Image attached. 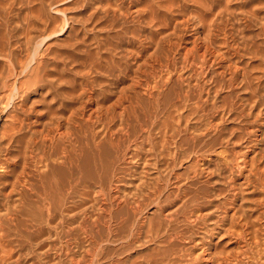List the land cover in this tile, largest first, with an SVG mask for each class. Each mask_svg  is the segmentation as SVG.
Returning <instances> with one entry per match:
<instances>
[{"label":"rangeland","instance_id":"rangeland-1","mask_svg":"<svg viewBox=\"0 0 264 264\" xmlns=\"http://www.w3.org/2000/svg\"><path fill=\"white\" fill-rule=\"evenodd\" d=\"M13 48L51 89L62 193L21 206L0 264H264V0H0V74Z\"/></svg>","mask_w":264,"mask_h":264},{"label":"bare ground","instance_id":"bare-ground-1","mask_svg":"<svg viewBox=\"0 0 264 264\" xmlns=\"http://www.w3.org/2000/svg\"><path fill=\"white\" fill-rule=\"evenodd\" d=\"M30 41L29 40L25 41L24 45H23L24 46L23 49L25 51L24 53H26V55L29 54V48L31 45V43H29ZM25 45H26V47H25ZM11 51H13V52H8L5 55V57H7V59H8V63H7V67L5 69V73L0 74V106L2 108L1 114H4V115L6 114L2 125H0V237L1 238L4 237L3 235L6 233V232H3L5 230L4 229L5 226L9 223L11 224V223L15 222L16 220L18 221L17 217L20 214V211H22L20 209L21 206L25 205V207H26L27 204H28V206H29V204H30V206L32 205V207L36 206L35 208H37L38 210H41V211H39L40 213L37 215L35 213V215L37 217H38V215H41L39 217H43L42 218V221H43V219L45 220V218L47 216H49V218H50V215H51L50 212L52 209H54V210L57 209V204H58V200H59L58 197H61V196H59V194L62 193V192L59 193L62 184H61V179L58 178L60 173H58L57 168L56 167L55 168L50 167L49 169H47L48 168V167L46 168L47 162L45 161V163H44V159H42V158H44L43 157L44 154L41 155V154L37 153V150L35 149V147H36L35 145L37 144L36 142L39 141L38 138L41 137V135H42L40 132L44 130L43 129L40 132L37 130L36 131L34 130L35 125L38 123L37 117L40 114L39 113L40 111L38 110V107L36 104L37 99L41 95L44 96V99H47L46 97H49L51 95L50 94L51 89H48L46 85H42L43 79L39 75V71H38L40 65L39 66L36 65V61H35V64L33 65L32 64V63H34L33 60H31L32 62L30 61V63H28L27 59H24L21 57L22 55L18 56V52H17V50H15V48H13ZM32 55H30V57ZM36 55H35V57L33 56V59H36ZM28 59L30 60V58H28ZM198 59H199V56H198ZM192 60H195V58ZM37 62L40 63L39 60ZM194 62H192V63H194ZM199 63H201V62H199ZM155 87H157V86H155ZM151 96H153V95H151ZM87 98L90 100L91 96L88 95ZM202 99H203V97H202ZM74 111H76V109ZM74 111H72L71 114ZM74 114H75V112H74ZM74 114L72 115L73 116L72 119H74ZM75 117H77V116L75 115ZM89 122H87V123H89ZM75 123L76 122H74L73 125H75ZM51 127L52 126H50L46 132L48 133V135H50L49 139L52 141V143L55 144V140H57L56 136L58 135V138H59V136L61 138L63 136V134L58 132L59 129H57L55 127H54L55 128L54 129ZM74 127H73V129H75ZM43 132H45V131H43ZM54 132H56V134L53 136ZM250 133H252V132H250ZM84 134H86V133H84ZM72 135H74V133ZM42 138L44 139V137H42ZM43 139H40V140H43ZM85 141H87V148L85 151V153L87 155V157H86L87 160L89 162L91 161L95 168L102 167L103 166V161H102L103 159L102 160L100 159V158H102V157H100V152L97 153L98 151H96L97 149H100V148H98L97 143L95 142L94 134H92L91 138L85 139ZM59 142H61V141H59ZM59 142L57 141L56 143H59ZM44 143H46V142H44ZM58 147H61V146L58 145ZM77 147H78V145H77ZM80 148H81V145H80ZM34 149L36 150L35 153H34ZM54 150H56V149H54ZM69 152H70L69 153V156H70L69 162L73 165L75 163L76 159H78L77 158L78 156L75 158V155L72 154L71 151H69ZM36 153L39 154L40 156L35 155ZM36 156H39V158ZM207 159H209V158H207ZM211 161H213V160H211ZM235 162H237V161H235ZM40 163L42 165H44V167ZM49 165H51V164H49ZM106 165H107V163H106ZM59 203H61V202L59 201ZM38 210H35V212ZM44 211H47V213H43ZM17 212H19V214H17ZM16 215H17V217H16ZM19 216L21 217V215H19ZM36 216H34V217H36ZM39 217H38V219H39ZM231 231H232V229H231ZM227 235H229V234H227ZM232 235H233V233H232ZM239 236H241V235H239ZM237 238L241 239V237L235 236V241H237L236 240ZM256 240H254V241L256 242ZM230 241H228V242H230ZM237 253L240 254V257L237 254L238 256H236V258H233L232 260L230 258L228 259L227 257L225 259L221 258L222 260H220V257L217 256L215 264H230L231 262H234V264H242L244 261V260L241 261V259H243V257H242L243 255H245L244 257H246L247 259L250 257L249 253L246 251L237 252ZM220 255L221 254L219 253V256ZM260 255H262V254H260ZM197 256L199 257L200 255L197 254ZM198 257H196L195 259L197 260L200 258V257L199 258ZM207 258L208 257H206V259ZM251 258H254V257H251ZM201 259L203 260V258H200V260ZM206 259H204V260H206ZM250 259H249V261H250ZM252 260H254V259H252ZM208 261L209 260L206 261L208 264L214 263L212 260H210V261L213 263H211L210 261L208 262Z\"/></svg>","mask_w":264,"mask_h":264}]
</instances>
